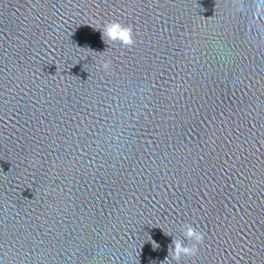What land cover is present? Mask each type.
Returning <instances> with one entry per match:
<instances>
[{
  "label": "water",
  "instance_id": "95a60500",
  "mask_svg": "<svg viewBox=\"0 0 264 264\" xmlns=\"http://www.w3.org/2000/svg\"><path fill=\"white\" fill-rule=\"evenodd\" d=\"M183 223L264 264V0H0V264H177Z\"/></svg>",
  "mask_w": 264,
  "mask_h": 264
},
{
  "label": "clouds",
  "instance_id": "9594fccd",
  "mask_svg": "<svg viewBox=\"0 0 264 264\" xmlns=\"http://www.w3.org/2000/svg\"><path fill=\"white\" fill-rule=\"evenodd\" d=\"M259 12V8L257 9ZM101 33V39L107 44L108 41L118 43L121 47H131L135 41L133 39V30L130 25H123L117 20L106 21L99 29ZM111 66L110 60L102 59L99 62V67L105 71L109 70ZM184 240L180 237H174L168 247V255L164 261H168L171 257L172 261L180 264L182 258L195 256L198 251V245L203 243L204 232L196 227H193L190 223H183L180 229ZM167 235V234H166ZM188 241L189 243H185ZM158 244L153 242V249H157ZM163 261V262H164Z\"/></svg>",
  "mask_w": 264,
  "mask_h": 264
}]
</instances>
